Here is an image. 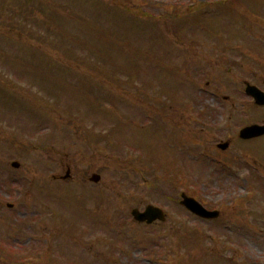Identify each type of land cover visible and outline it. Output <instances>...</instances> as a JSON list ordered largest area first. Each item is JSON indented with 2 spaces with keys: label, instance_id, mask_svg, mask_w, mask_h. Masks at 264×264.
Wrapping results in <instances>:
<instances>
[{
  "label": "rangeland",
  "instance_id": "374dc122",
  "mask_svg": "<svg viewBox=\"0 0 264 264\" xmlns=\"http://www.w3.org/2000/svg\"><path fill=\"white\" fill-rule=\"evenodd\" d=\"M263 36L264 0H0V264H264L215 147L256 118L236 83Z\"/></svg>",
  "mask_w": 264,
  "mask_h": 264
},
{
  "label": "flooded vegetation",
  "instance_id": "af4514ba",
  "mask_svg": "<svg viewBox=\"0 0 264 264\" xmlns=\"http://www.w3.org/2000/svg\"><path fill=\"white\" fill-rule=\"evenodd\" d=\"M264 49H257L254 52L255 53H250L248 54L247 60L242 63L245 66L244 69V75L247 74L248 68L254 69V72H251L249 75L251 78L249 79V84H253L256 87L260 88V90L263 91L264 93ZM245 57V58H246ZM244 58V59H245ZM242 65V66H243ZM248 82L247 79L242 80V84ZM248 102H243L242 108L244 111L245 115L246 113L248 114L249 110L252 113V116L254 117V121L252 123H244L245 127L249 126L251 124H258V125H264V117H262L261 112L264 111V105H256L253 103V100L251 97H248ZM253 111V112H252ZM246 117V116H245ZM260 120H256V119ZM243 126V127H244ZM238 141H240V145L238 142L236 145H234L231 140L227 141L228 142V147L222 151L224 154H231V149L233 147L238 148V157H239V162L241 165V168H245L247 171L248 177H242L241 182H242V188L249 190V192L252 193V198L250 197L248 201H245L244 203L247 204L249 203L251 206H253V209L251 210L256 212V215L259 211L260 215L262 218L264 217V204L262 203V195L264 196V163L261 158V151L264 149V132L251 136L249 138H239V136H236ZM216 145V143H215ZM233 146V147H232ZM228 157V156H226ZM253 157V158H252ZM255 158V159H254ZM258 209V210H257ZM264 224V220H262Z\"/></svg>",
  "mask_w": 264,
  "mask_h": 264
},
{
  "label": "water",
  "instance_id": "95a60500",
  "mask_svg": "<svg viewBox=\"0 0 264 264\" xmlns=\"http://www.w3.org/2000/svg\"><path fill=\"white\" fill-rule=\"evenodd\" d=\"M252 94H254V97L257 98L258 94L251 92ZM261 103H264V100H262ZM253 128L256 127H252V128H247L245 130H243L241 132V135H250L251 131ZM262 129V128H261ZM253 135V134H251ZM220 148H225V145H220ZM12 165L14 167H17L18 164L17 163H12ZM93 180H97L98 176H93L92 178ZM182 200L180 202V204H182L186 209H188L189 211H191L193 214L202 217V218H214L218 215V212L216 211H207L205 210L199 203H197V201H195L193 198L191 197H187L185 194L181 195ZM132 217H134L136 220L138 221H145L146 223H151L154 222V220H160L163 221L165 219L163 212L154 206H147L145 208V210L142 212H138L137 210H133L132 211Z\"/></svg>",
  "mask_w": 264,
  "mask_h": 264
}]
</instances>
